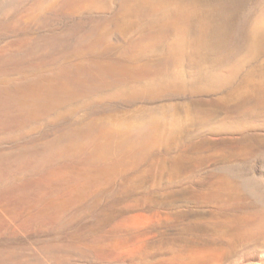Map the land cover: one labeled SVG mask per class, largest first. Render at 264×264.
<instances>
[{
  "label": "rangeland",
  "instance_id": "rangeland-1",
  "mask_svg": "<svg viewBox=\"0 0 264 264\" xmlns=\"http://www.w3.org/2000/svg\"><path fill=\"white\" fill-rule=\"evenodd\" d=\"M263 2L0 0V264H264ZM110 59L168 67L84 96ZM100 125L127 140L97 161ZM169 160L184 176L138 184Z\"/></svg>",
  "mask_w": 264,
  "mask_h": 264
},
{
  "label": "bare ground",
  "instance_id": "bare-ground-1",
  "mask_svg": "<svg viewBox=\"0 0 264 264\" xmlns=\"http://www.w3.org/2000/svg\"><path fill=\"white\" fill-rule=\"evenodd\" d=\"M65 1H66L65 4L75 5L74 4V1L75 0H65ZM91 1H93V0H91ZM89 2L90 1H88V3ZM82 5H84V4L82 3L80 6H82ZM80 6H78V7H80ZM263 13H264V11H263ZM263 19H264V15H263ZM107 20H111V22H110L111 24H105V23H103L100 26L101 27H106V28L110 29L111 31H113L114 27L117 26V21H115V19H113V20L112 19H107ZM107 20H105V21H107ZM152 26H154V25H152ZM162 28L163 27L161 26V29ZM168 28L169 27L166 26V29H168ZM151 29H150V32H151ZM157 29H159V27ZM160 31H162V30H160ZM166 31H170V30H166ZM145 32H147V31H145ZM163 32L165 33V31H163ZM158 33H159V31H158ZM149 34L147 35V37L148 36H150V38H153L154 37V36H151L152 33L150 35ZM58 39H60V38L51 37L50 40H51L52 43L50 44V47L55 48L56 45H57ZM88 41H90L91 43H95L96 42L93 37H90L88 39ZM133 44H136V43H133ZM143 46L144 45L142 43H139V44H137L135 46V49L142 48ZM147 50H149V49H147ZM130 53H132V50L131 49H128V50L123 51V55H129ZM169 60H170V58H169ZM110 62H112L113 64L111 66H108V67L118 68V69H112V68H107L106 69L105 68L106 70H102V69L99 70V71L96 70L97 75H99V77L103 79V82H101L99 85H97L96 87L92 88L91 90H88V91L84 92L83 93L84 96L89 95V94H92V93H95V92H98V91H101V90H104V89H107L109 87L112 88V86H117V85H120V84H125L126 82L130 81L131 79H142V78H150V77H153L158 71H160L163 68L168 67L166 61H165L166 63L164 62V63H161V64H153V65H150V66H142L141 68H135V69H130L128 66L124 65V62L122 64L124 66H126L127 68H122L121 67V64H120L122 61L120 62V61H113V60H111ZM160 62H162V61H160ZM169 64H171V63H169ZM91 70H94V68H92ZM39 79H40V77L37 78L36 80H39ZM29 83H33V82H29ZM29 83H26V84H29ZM35 84H36V82H35ZM24 91H25L26 96H27L28 93H31L32 92V89L24 86ZM82 96H80V97H82ZM77 97H79V96L77 95ZM62 103H63V101H62ZM60 104H61V102H60ZM51 109L52 108H50V110L48 112H46L45 115H47L51 111ZM96 131H97V134L99 136H101V137L105 136L106 138L108 137L107 138V141H106L107 142L106 145L104 147H98L97 150L94 151L93 155L95 154V157H96L95 159L96 160L99 159V158H104L103 156H108V155H110V152H113V151L118 150L122 146V144H124V142L127 140V138H120L119 136H117L116 134H114L108 127H106L104 125L98 126L96 128ZM156 135H157V130H155V129H148L146 131L136 132L131 137L135 138L138 141H150V140H154V138H156ZM118 138L121 139L119 142L116 143L118 145L113 146V145H115L114 144L115 139H118ZM253 146H256V145H251V146H249L247 148V151L249 152L250 155L254 154V152L256 150V148L253 147ZM199 148H202V144H196L195 146H192L191 147V150L192 149H199ZM215 148H216V150L218 152H221V158L222 159H224L225 156L228 157L230 155L237 154V151H236L235 147L230 142H222V143H220ZM134 153L137 154L138 152H134ZM84 161L88 162L91 165V167L94 168V166H92V164L88 160H84ZM84 161H81L80 162V166L83 165V162ZM104 161H105V159H104ZM160 162L161 163H160V165L158 167L159 168L158 173L156 172V170H155L154 167H151L149 170H148V167H145L144 171L147 172V173L142 177V179L138 183H140L141 185L144 184V183H147L148 184L149 181H152V182H156L157 183L162 178H166V176H167V178H170L169 180H172L173 178L174 179L175 178L176 179H179L182 176H184V174L186 173L184 171L177 172V173L176 172H171L172 167L175 165V163L173 161H170L169 160V162L168 161H165V162L160 161ZM164 163H165V165H164ZM199 165H201V163L194 162L192 165H190V168L189 169L192 168L191 170H193L195 167H198ZM103 170H104V168H103ZM191 170H189V171H191ZM84 171H90V169L86 168V169L82 170V172H84ZM190 193H192V192H190ZM173 194H175V192ZM150 200L152 201V199H150ZM104 211L107 214H110V209H106L105 208ZM202 231L204 232V230H202ZM83 232L86 235H88V236H92V235L95 234L96 228L95 229H92V230L89 229V230H86V231H83Z\"/></svg>",
  "mask_w": 264,
  "mask_h": 264
},
{
  "label": "water",
  "instance_id": "water-1",
  "mask_svg": "<svg viewBox=\"0 0 264 264\" xmlns=\"http://www.w3.org/2000/svg\"><path fill=\"white\" fill-rule=\"evenodd\" d=\"M70 99V98H69ZM69 99H66V100H64L63 102H65V101H67V100H69ZM193 103V106H194V109L196 108V110H198V111H203L204 110V107H205V105H204V103L203 102H200V101H195V102H192ZM77 128V127H76ZM78 128H80V127H78ZM159 128V130L162 132V131H164V128L163 127H158ZM245 140V138H243V140L241 141V142H243ZM220 142V141H219ZM219 142H213V141H210V140H208V139H206V138H204V139H202L201 141H199L197 144H202L203 146H205L206 148L203 150V151H210V150H212V149H215V147H217L218 145H219ZM196 145V144H195ZM194 145V146H195ZM192 150H190V152H191ZM138 184H140V183H138ZM147 185V183L145 184V185H143V186H146ZM188 193L187 192H180V193H175V194H170V195H166L165 196V198L164 197H162V196H157L156 198H154V201H156V202H162V200H169V199H171V198H173V197H175V196H185V195H187ZM115 204V203H114ZM104 208H108V209H110V213L112 214V216H109L108 217V219H107V221L110 223L111 221H112V219H114L115 218V216H118V214H119V212L120 211H118V210H116V209H114V206H113V209H112V206H110V207H104ZM100 231H103V228H101L100 230H98V231H96V233L97 232H100ZM184 244V246L187 248V250H189L190 248H192L193 246H195V245H199V246H201L202 244H200V243H194V242H191V241H188V242H185V243H183ZM208 244V243H207ZM203 245H206V243L205 244H203ZM148 246H152V244H149Z\"/></svg>",
  "mask_w": 264,
  "mask_h": 264
}]
</instances>
